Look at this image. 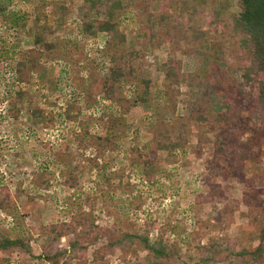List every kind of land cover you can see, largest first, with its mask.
<instances>
[{
    "label": "rangeland",
    "instance_id": "obj_1",
    "mask_svg": "<svg viewBox=\"0 0 264 264\" xmlns=\"http://www.w3.org/2000/svg\"><path fill=\"white\" fill-rule=\"evenodd\" d=\"M120 2L122 43L84 33V20L106 19L86 0H12L4 9L24 14V28L0 16V236L30 247L0 250V264H53L38 257L48 254L56 264L151 261L136 243H114L124 231H147L150 242L162 237L176 251L162 264H231L220 260L224 251L202 257L214 241L234 251L259 243L264 111L231 30L237 0ZM161 13L179 26L170 34L149 27L147 16ZM197 29L206 34L194 39ZM115 54L150 81L147 102L136 101L142 84L135 77L118 88L123 100L104 97ZM166 65L175 78H165ZM188 73L218 83L229 106L223 119L194 118ZM185 130L183 147L153 150L168 141L159 133ZM138 152L149 153L148 177ZM246 261L239 258L254 264Z\"/></svg>",
    "mask_w": 264,
    "mask_h": 264
},
{
    "label": "trees",
    "instance_id": "obj_2",
    "mask_svg": "<svg viewBox=\"0 0 264 264\" xmlns=\"http://www.w3.org/2000/svg\"><path fill=\"white\" fill-rule=\"evenodd\" d=\"M12 0H0V16L2 19L9 23L10 27L24 28L23 22L25 15L19 11L10 9L5 11L7 3ZM88 1V7L93 9H98L102 12L106 19L98 21H83V31L85 34L94 36L97 33H106L109 38L115 42L122 43L125 41L124 34L118 28L117 15L122 8L120 0H86ZM238 11L234 15L232 20V33L239 35L238 45L240 49L245 53L246 58V80L253 81L255 84L253 87L256 90V101L257 104L264 111V0H237ZM218 12H216V16ZM217 19V17H216ZM147 22L149 27H165L167 28L166 33L170 34V27L176 29L179 26L175 24V19L170 13H161L158 17L155 15H148ZM205 31L197 29L192 31V37L194 39H199L205 35ZM34 41L37 44H41L46 47V49L53 48L52 43H44L42 36L36 35ZM110 60L113 62L109 70V75L103 81L104 87V97L110 100H123V97L118 93V88H121L123 83L128 82L131 77L138 78L134 76V69L130 66L128 60L124 59L123 54L111 55ZM122 61V64H118V61ZM177 76V72L172 66L166 65L165 78L171 79ZM188 85L195 87V99L191 106V109L197 111L194 118L197 121L206 119V115H212L215 120L223 119V110L229 106L225 102V95L218 91L216 84L208 79H202L200 75L188 73ZM139 82L142 84V91L136 96L137 102H147L149 95V80L146 78H138ZM119 94V95H118ZM34 116L39 117L41 111L35 110L33 112ZM111 123L113 119L110 120ZM122 124V123H121ZM112 136H117L115 131H111ZM161 137H168V141L164 143L155 144L156 148L154 151L166 150L167 153H172L174 150H178L183 147L184 140L186 137V130L182 133H177L172 136L169 131L158 134ZM107 141L112 140V137H106ZM161 149V150H159ZM138 154H143L138 152ZM143 167L144 176H149L148 156L149 153H144ZM106 180H110L106 178ZM120 248L126 245H131L136 243L143 249L147 250L152 256V260L147 264H162L160 260L170 259L172 255L175 254V250L164 241L162 237H157L154 241L150 242L148 239V233H131V232H121L119 237L114 241ZM77 244V243H76ZM75 243L71 244L70 247L74 249L77 245ZM12 247H18L24 252L29 253L30 247L25 244L23 239L16 237L10 238L8 236H0V250H7ZM86 247V246H85ZM84 247V248H85ZM234 245L230 243L214 241L208 248L210 256L202 257L203 262H207L213 259L216 254H220L223 251L226 253L225 256L220 257V260H229L231 264H240L239 258L247 256V263L258 264L264 260V224L259 228V243L254 249L242 248L238 251H234ZM53 264H56L57 258L55 255H38ZM228 258V259H227ZM243 262V259H241Z\"/></svg>",
    "mask_w": 264,
    "mask_h": 264
}]
</instances>
